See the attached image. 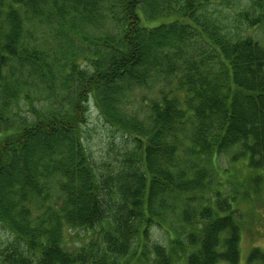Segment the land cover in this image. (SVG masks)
Instances as JSON below:
<instances>
[{
	"label": "trees",
	"instance_id": "16d2710c",
	"mask_svg": "<svg viewBox=\"0 0 264 264\" xmlns=\"http://www.w3.org/2000/svg\"><path fill=\"white\" fill-rule=\"evenodd\" d=\"M212 1L0 0L8 264L240 261L235 197L215 163L231 154L264 169V42L224 26ZM235 15L263 27L264 0ZM91 99L131 138L108 170L84 142ZM155 226L168 245L151 243ZM78 228L88 239L71 247ZM249 262L264 264V250Z\"/></svg>",
	"mask_w": 264,
	"mask_h": 264
},
{
	"label": "rangeland",
	"instance_id": "374dc122",
	"mask_svg": "<svg viewBox=\"0 0 264 264\" xmlns=\"http://www.w3.org/2000/svg\"><path fill=\"white\" fill-rule=\"evenodd\" d=\"M212 2L207 5L208 11L224 26L231 27L234 31L238 30L243 35L252 34L264 42V26L250 28L245 24L240 26L233 22L236 20L235 12H244L251 0H213ZM159 22L156 21L157 24ZM82 65H85V63L82 62L81 67ZM141 92L144 96L152 95L147 87L142 88ZM130 105L132 110H138L142 102L133 99L130 101ZM84 129L85 145L88 147L94 161L103 170H108L110 164L122 159L123 155L129 150L124 147V144L126 139L131 140V138L123 136L119 132H114L111 125L104 121L92 99L88 113V123ZM232 157L231 154H222L218 157L215 163L217 166V177L215 178L225 184L224 194H231L235 197V203L233 204L234 209H236L235 218L240 221L242 228L241 255L237 264H252L249 262L251 252L256 248L264 250V169L253 172L243 160L233 161ZM87 239V234L78 228L73 235L67 238V241L71 247H77ZM168 240V234L163 229L158 226L153 227L150 237L151 243L168 245ZM14 246H16L14 235L0 222V264H8L9 261H5V259L11 255ZM176 260V264H187L186 256H177ZM220 264L229 263L220 262ZM253 264L260 263L255 262Z\"/></svg>",
	"mask_w": 264,
	"mask_h": 264
}]
</instances>
